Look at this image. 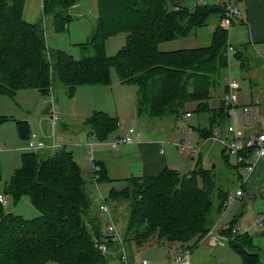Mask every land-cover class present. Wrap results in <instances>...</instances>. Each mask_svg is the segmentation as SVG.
I'll return each instance as SVG.
<instances>
[{"label": "trees", "instance_id": "trees-1", "mask_svg": "<svg viewBox=\"0 0 264 264\" xmlns=\"http://www.w3.org/2000/svg\"><path fill=\"white\" fill-rule=\"evenodd\" d=\"M77 1L42 0V18L50 17L55 30L62 31L71 19L68 8ZM23 3L0 0V93L14 95L22 88H37L49 94L52 82L58 80L72 97L82 85H109L113 66L123 83L137 85L136 113L140 117L180 118L191 114L183 110L184 104L196 102L195 111L207 114L208 119V128H198L200 139L210 136L213 127L226 117L228 106L223 98L215 108L208 102L210 89L222 85L228 67V30L219 20L204 46L157 47L161 42L189 36L213 14L220 13L221 19V5L201 3L190 8L176 0H97L98 18L92 35L80 44H92L93 53L75 59L61 49L48 47L43 20L26 21ZM120 32L125 33L124 45L116 54L106 55L105 40ZM233 51L237 58L242 54L235 46ZM85 123L99 140L119 127L116 117L100 111L88 116ZM16 125L19 138L26 140L30 132L26 121H16ZM245 152L247 156L252 150ZM223 155L227 159L224 150ZM94 164L98 180L108 181L102 164ZM217 179L214 167L202 168L197 155L194 169L187 174L166 168L156 175L126 177L122 188H111L101 201L110 199L117 207V201L123 199L128 204L121 239L132 240L136 246L150 239L187 244L205 235L215 223V214L219 216L224 210L228 191ZM83 183L80 167L65 147L21 153V165L5 182L4 191L15 199L28 195L40 214L24 218L7 213L0 202V264H108L112 253L119 256L120 241L105 234V221L88 205ZM234 229L232 219L222 231L228 236V245L242 264H259L250 233ZM96 242L104 243L108 253L101 252Z\"/></svg>", "mask_w": 264, "mask_h": 264}, {"label": "rangeland", "instance_id": "rangeland-1", "mask_svg": "<svg viewBox=\"0 0 264 264\" xmlns=\"http://www.w3.org/2000/svg\"><path fill=\"white\" fill-rule=\"evenodd\" d=\"M179 3L178 1H176ZM208 3L212 4L210 0H185L184 5H188L190 8L193 7L196 3ZM236 2V1H235ZM42 0H24L23 3V18L29 22H39L43 20L44 29H45V40L50 49H62L68 54L72 55L75 59H79L83 56L90 55L93 53L92 44H85L84 47L80 48L81 43L87 42L93 32L94 24L98 18V4L97 0H78L75 4L68 8V13L72 15L71 19L66 23L64 30L56 31L53 24L52 19L50 17L42 18ZM219 20V25H221V19H218V15H211L208 19L206 27L205 25L196 29V34H199V38L196 36H188L185 38L172 39L169 41L161 42L157 45L159 50H173L178 48H194L204 46L209 42L210 33L207 34L210 29V25L217 24ZM237 23V21H235ZM233 25V24H232ZM234 25L230 28L233 29ZM229 31L228 34V43L229 46L227 48V54L232 55L233 45H236L234 41L235 36H231ZM194 32V34H195ZM120 35H113L105 40L104 43V52L108 56H112L116 54L124 45L125 41L122 42L120 39ZM229 54V55H230ZM249 59V63L252 66L253 57L257 59V57L252 53L246 54ZM251 56V58H250ZM239 62L236 58L231 57L229 59V65L227 70L223 73V80L225 75L233 76L237 78L239 81L241 77H243L244 71L240 70ZM110 84L114 90V92H118L120 89L123 92L122 98L125 106L122 105L123 112L128 111L130 106L135 103L137 95V85L134 83H123L116 72V69L112 66L110 68ZM244 83V80H243ZM247 84V83H246ZM220 90L221 88L216 86L210 89V98L209 105L213 106L218 104L220 98ZM222 93V92H221ZM81 96H83L81 94ZM80 93H76L74 97H69L66 91V87L62 84L61 81L54 80L52 82L51 90L49 94H42L37 88H22L16 91L14 95H9L6 93H0V118H4L3 121H0V195L4 197V203H1L4 211L7 213H12L16 215H21L24 218H33L40 214V211L35 208L32 204L28 195H22L19 198L15 199L13 196H10L4 191V184L10 178V176L14 173V171L20 167L21 165V153L28 151L24 149L26 146V140H21L18 136L16 121H26L29 119L35 124L34 130H30L31 132H37L41 134L39 131L40 128L46 129L49 133L50 140L55 141L57 143L61 142L63 138V134H69L67 138H71L75 136L77 133L73 131H79L80 128L84 125V123L77 124L79 122L77 117L81 112V98ZM39 98L41 99L40 102ZM52 103L53 110L59 115L57 124L53 127L49 120L48 114H43V110L48 103ZM20 104L23 106L24 113L22 112V108ZM59 108H58V106ZM196 102H186L183 106L184 111H190L191 116L186 117L185 113L182 117L178 118L174 115H165L162 119H144L140 117L135 124L132 123L130 119H126L121 116L119 120H121V124L125 125L126 133H128L129 129H134L135 132L139 131L141 137L149 136V135H159L168 141H174L175 139L181 137L184 140H189L191 144H195L196 135L199 127H207V114H199L195 111ZM58 109H57V108ZM119 108L120 105H118ZM51 109V108H50ZM50 111V110H49ZM122 114V113H121ZM211 114V112H210ZM72 117V120L65 122V119H69ZM85 117V116H82ZM88 117V116H87ZM86 117V118H87ZM43 118L48 119L49 121L43 120ZM85 118V119H86ZM202 119L204 121H202ZM147 120V121H146ZM145 121V122H144ZM28 127H30L29 123L26 121ZM228 124V118L225 117L221 122L220 127L226 128ZM188 125H192L194 130L191 133H184L181 131L182 128H186ZM88 126V125H86ZM138 127V128H137ZM139 129V130H138ZM142 130V131H141ZM42 132V131H41ZM43 133V132H42ZM62 133V135H61ZM117 133V131L108 135L107 139H104L102 142L105 147H108V143L113 140V136ZM44 134V133H43ZM93 134L90 135L89 138H85L88 142H93L91 146V150L95 149V144L97 140L93 138ZM117 137V136H116ZM221 138L228 140L229 137L221 136ZM75 141V148L79 147V157L80 162L77 164L80 167V171L82 176L86 179L91 178V170L93 168V162L88 160V155H93V153H89L88 149L90 146L86 147L82 143L85 142L83 138L77 135L75 138H71ZM109 140V142H108ZM23 141V143H22ZM25 141V144H24ZM55 143V144H57ZM200 142L199 144H201ZM24 146V147H23ZM189 149H186L183 152L184 162H185V170L183 172H179L180 175L187 174L194 169L195 161L192 162L189 156ZM198 152L201 153V163L202 168L208 169L214 167L215 172L218 176L217 182L218 184H222L224 191L234 192L236 190V186L241 184L239 181L237 172L231 167L233 164L232 157H229V160L226 161L223 155V146L219 142H206L203 143L201 148L198 149ZM79 157H74L75 161H79ZM188 171V172H187ZM98 191L90 186L89 180H86V189L88 188V193L91 195L89 199H92V206L98 205L100 200L104 197L109 196L110 189L113 187L115 189L122 188L125 183L121 181V179L115 180L113 182L107 181H97ZM103 183L101 185V183ZM197 182L200 184L201 179L197 176ZM201 186V185H200ZM84 189V185H83ZM84 194H87L84 191ZM101 194V196H100ZM88 197V196H87ZM259 196H256V199H253L251 196L246 194L245 196V204L243 206L244 214L239 218V221L243 220L246 224L243 226L238 224L239 231L243 232L245 228H248V232L252 237V243L254 244L253 251L259 254V264H264V227H257L252 225L253 218L256 215L250 214V208L248 209V204L254 202V209H264V202L260 201ZM94 201V202H93ZM116 203L118 210L120 212H112V216L114 222L116 224L117 230L119 231V235L121 237L125 226H126V217H127V203L125 200L117 201ZM107 203L110 205V199L107 200ZM240 205V204H239ZM237 205V201L233 202L228 208L225 210H221L220 214L224 215L222 217L219 216L217 220V227H221V225L227 221L225 225L228 224L234 216V213L239 208ZM263 212V211H262ZM118 213V216H117ZM229 220V221H228ZM224 225V226H225ZM224 226L220 228V230H213L212 233L218 235H224L222 231L224 230ZM225 236V235H224ZM157 240V239H156ZM155 239H150L146 243L141 246H137V251L142 255L140 258L145 257L149 260L150 264L161 263L167 264L170 262L168 257L162 260V257L158 251V247L160 245H156ZM133 242V241H132ZM168 243H163L166 246ZM224 244V245H223ZM223 244L217 247L211 248L214 253L211 255V263L210 264H242L240 256L237 255L231 247L228 245L227 240H223ZM185 246V245H183ZM194 248V247H193ZM192 248V249H193ZM194 248L191 252L189 251V257H191V253L194 251L201 250V246ZM187 249V248H186ZM140 256V255H139ZM194 254H192L193 258ZM111 260V259H110ZM109 260V261H110ZM190 261V260H189ZM46 264H57L53 261H48Z\"/></svg>", "mask_w": 264, "mask_h": 264}, {"label": "crops", "instance_id": "crops-1", "mask_svg": "<svg viewBox=\"0 0 264 264\" xmlns=\"http://www.w3.org/2000/svg\"><path fill=\"white\" fill-rule=\"evenodd\" d=\"M176 1L179 2L178 3L179 5H184L183 3L185 0H176ZM210 1L212 4L220 5L224 3L226 0H210ZM236 4L240 11V17L233 20L232 22V24L234 25L233 29H231L230 31V28L233 26L231 24L227 28V30H228V34L230 31L231 36L232 35L235 36L234 41L236 42V45H233V47L234 46L237 47L239 50H241V53H242L241 56L237 58L234 56V51L232 49L231 51L232 55L230 54V58H229L231 59V57H234L237 59V61H240L239 62L240 70L243 69L244 71L243 77H241L240 81L237 78L232 76L238 82V89L235 94V101H234L235 107L234 108H235V117H236L235 128L238 131H240V134L235 136V134L227 131V127L221 128L220 127L221 124L219 125L216 124V126L213 127L212 129V132L217 131L219 136L220 135L226 136V137H229V139H231L232 136L233 137L235 136L240 139L247 138V137H254L264 128V117H263V114H264V57L261 56V53L264 54V0H236ZM184 6L189 7L188 5H184ZM216 14L219 17L220 13H216ZM235 21H237V23H235ZM206 25L207 23L205 24V26ZM213 25L214 24L210 25L209 32L207 33L208 35L209 33L211 34L213 29L215 28V26ZM118 34L120 35L121 37L120 39L122 40V42H124L125 33L120 32ZM192 35L199 38V34H196V32L195 34L192 33L189 36H192ZM79 46L80 48L84 47L81 45ZM249 52L251 54L253 53L257 57V59L253 57L254 60H253L252 66L250 65L249 59L246 56V54H248ZM228 65H229V61H228ZM243 80H244V83H243ZM218 87L221 88L220 98H219L217 105L213 106L212 104H210L211 108L218 107L220 103L222 102L224 89H225L224 80H223L222 85ZM78 91L80 93V96L81 94L83 96H81L82 98L81 112L79 113L77 117V120L79 121L77 122V124L84 123V125L80 128L79 131H73L74 133H77V134L71 138H75L77 135L81 136L83 140H85V142L82 144L85 145L86 147L93 145V142L86 141V139L89 138L90 135L92 134L89 133L90 129L88 126H86L87 124L85 123V118L87 116H90L92 113L100 111V112L106 113L110 117H116L118 119L119 127L116 130L117 133L113 136V139L118 135H124L126 133L125 125H122L121 124L122 121L119 120L121 116H123V118L125 117L126 119H130L132 123L134 124L138 120H140V116H138L136 113L135 103L130 106V109L128 111L123 112L122 105L125 106V104L123 103L122 98H120V95H122L123 97V92L120 89H118V92L117 91L114 92L112 85L109 87L108 85L107 86L82 85L76 89L75 94L78 93ZM40 101L41 99L39 98L38 102ZM118 105H120L121 108H119ZM244 106H248L251 111L242 112V107ZM20 107L22 108V112L24 113L23 106L21 104H20ZM51 107L53 109L52 103H51ZM252 112L255 114V118H256L255 121L252 120ZM47 114L49 115V112ZM82 116H85V117H82ZM226 117L228 118V124H227L228 126L229 124L232 123V118L229 115L228 108H226ZM142 118L150 119L147 117H142ZM43 120L49 121L50 118L49 120L46 118H43ZM69 120H72V117H70L69 119H65V122ZM206 120L208 121L207 117H206ZM26 121L30 125L29 129L34 130L33 128H35V124L29 119H26ZM202 121L204 120L202 119ZM205 125L207 124L205 123ZM191 129L192 131L194 130V127L192 125H191ZM40 130L44 134L41 131H39L41 133L39 135L43 136L46 142H51L52 140H50L49 133L47 132V130L42 129V128H40ZM134 133L136 135V138L133 142L120 144L116 148L111 146V141L109 142V140H108L109 145H107L108 147H105L104 143H102L105 141L97 140V143L95 144V149L93 151L91 150V147L90 149H88L90 154L93 153V155L92 154L88 155V160H91L93 164L94 162H100L102 164L107 176L111 179V181H109L110 180L109 179L107 182H113L115 180L121 179V181L125 183L126 177L156 175L166 168L174 169L177 172L184 173L185 166H186L184 162V156H183L184 154L183 152H179L175 145L177 142H179L183 138L179 137L175 139L174 141H171V140L168 141L160 137L159 135L151 134L149 136L145 135L144 137H141L140 136L141 134L139 133V131L137 132L134 131ZM68 135L69 134H63L62 135L63 138L61 139V142L57 143L54 141L55 143H57L56 146L54 148H48V149L55 150L60 147H65L68 151L72 153L73 158L74 157L76 158V156L79 157V147L80 146L75 148V141H73V139L71 138H67ZM93 138L95 137L93 136ZM199 141H200V137L198 136V133H197L195 144H197V142ZM210 142H213V141H210ZM24 144H25V141H24ZM197 155L201 156V153L197 151L195 155H192L189 152V156L192 162L195 161V158L197 157ZM246 157L248 158L249 161L254 162V167L251 173H249L245 177L242 176L238 167L236 168L233 166L234 162L231 165L232 168H234L235 170H238L237 176L238 174H240L239 176H242L244 180L243 186H242L243 187L242 195L236 197L232 201V203L234 201L235 202L237 201V205L240 204L239 205L240 209L236 208L234 216L231 219H229V220L233 219V222H235V229L237 231H239L238 224H240V226L241 225L244 226L246 224V222L243 220L239 221V218L243 216L244 214V210L242 209L246 202L245 201L246 194L251 196L253 199H256V196H259V198L261 199L260 201L264 202V156L257 158L254 155V153L251 152ZM226 158H227L226 160H229L227 156ZM77 162H80V157H79V161H76V163ZM90 177L91 178L86 179L84 176H82L84 180V183H83L84 189L82 185V191H83V194L85 191V193L88 196L87 197L84 194L91 210L94 211L97 209L99 211L98 206L101 203V200L98 205L92 206V199L91 198L89 199L91 195L88 193L87 191L88 188L86 189V185H85L86 180H89L90 186L92 188L94 187L97 190V192H99L98 186H97L99 182L94 181L92 170H91ZM102 184L103 183H101V185ZM238 186L239 185H237L235 188H237ZM228 194H234V192L228 191ZM105 198L106 197L102 199L105 200ZM114 204L115 203L111 201H110V205L107 203V205L109 206L110 210L113 211V213L114 212L119 213L120 209L118 210V208H116ZM249 208H250V214L252 215L253 214L256 215L258 212L260 213L264 211V209L262 208L257 209L258 211H256L254 209V202L248 204V209ZM118 213H117V216H118ZM224 213L225 211L223 212V214H220L219 216L222 217ZM216 215L217 214H215L214 216L215 223L207 231V233L199 239L193 238L187 244H182L181 242H177V241L168 242V241H163V240L161 241L157 240L156 245L161 244L160 246H157V247L162 257V260L168 257V260L170 259V262H168L167 264H174L173 256L179 253L180 251L186 249V247L189 245L190 247H187V248L190 249V252L194 248L198 249L197 247H200V246L202 247L201 250L194 251L193 253H191L190 264H210L212 262L211 255L212 253L215 252L211 248L220 246L222 244H218V243L213 244L210 240L209 232H211L212 229L218 231L220 230L222 226H224L227 223L226 221L221 225V227H217V220L219 216H216ZM104 221L105 222L103 223V230L106 231L105 229H106L107 222L105 219ZM196 241H197L196 245L192 246V244ZM165 242L168 243L166 246L163 245V243ZM119 246H120L119 252L120 254H123L125 256V260L127 264H140V260L142 258H145V257L140 258L142 254L137 251V246L135 245L134 242H132V240L121 239L119 242ZM192 254H194L193 258H192ZM110 259L111 260L109 261L108 264H123L118 254L112 253ZM155 264H161V263H155Z\"/></svg>", "mask_w": 264, "mask_h": 264}, {"label": "built area", "instance_id": "built-area-1", "mask_svg": "<svg viewBox=\"0 0 264 264\" xmlns=\"http://www.w3.org/2000/svg\"><path fill=\"white\" fill-rule=\"evenodd\" d=\"M221 7L223 8V16L221 18V25L223 28L227 29L233 22L234 19L240 17V11L237 7V4L235 0H226L224 3L220 4ZM230 54V53H229ZM227 54V58L229 61L230 55ZM261 56L264 57V54L261 53ZM224 82H225V87L226 91L223 94V99L228 106V112L229 115L232 118V123L227 126V131L230 133H233L236 135L240 134V131H238L235 128L236 124V117H235V94L238 89V82L235 78L232 76L228 75L224 77ZM251 111L248 106L242 107V112H247ZM186 116H190V113H186ZM59 115L52 109L49 111V118L50 121H52V125L55 126L57 124ZM264 117V114H263ZM255 114L252 112V120L255 121ZM182 132L188 134L192 132L191 126H187L186 128L181 129ZM233 137L232 139L225 140L219 136L217 131H213L210 136L207 138L200 139L197 144H191L189 140H180L177 142L175 145L178 149L179 152H184L186 149H189L190 153L192 155H195L198 151L199 148H201L203 143H206L208 141H213V142H219L223 146V150L225 155L229 158L232 157L234 164L238 166L240 173L242 176H246L249 173H251L253 167H254V162L249 161L244 152L248 149L252 150V153L258 158L264 156V128L254 137H247V138H237ZM136 138V135L134 133L133 129H129L127 134L124 135H119L115 137L111 141V146L116 148L120 144L124 143H130L133 142ZM202 142L201 144H199ZM56 146L54 141L51 142H46L45 138L37 132H29V136L26 139V146L25 148L28 151H39V150H44L48 148H54ZM91 147V146H90ZM246 153V152H245ZM93 176H94V181H98V166L93 164ZM241 176V184L236 188L234 191V194H228L227 198L223 204L224 210L228 208V206L232 203V201L238 197L241 196L243 193V178ZM0 202L4 203V197L0 195ZM99 212L102 214V217L106 220V235L109 236L112 240H121V237L119 235V231L117 230L116 224L114 222L112 212L107 205L105 201H101V203L98 206ZM252 225L257 226V227H264V211L258 213V215L253 218ZM228 224L224 226L223 229H227ZM233 231H237L234 229ZM248 228H245L243 232H247ZM212 232V231H211ZM210 234V240L213 244H223V240L226 239L228 240V236L224 235H218L211 233ZM97 248L101 250L103 253H108V248L104 243H95ZM120 260L123 262V264H127L125 260V256L123 254L119 255ZM174 258V264H190V257H189V251L188 250H182L179 253L175 254L173 256ZM140 264H149V260L146 258H142L140 260Z\"/></svg>", "mask_w": 264, "mask_h": 264}, {"label": "water", "instance_id": "water-1", "mask_svg": "<svg viewBox=\"0 0 264 264\" xmlns=\"http://www.w3.org/2000/svg\"><path fill=\"white\" fill-rule=\"evenodd\" d=\"M50 108H51V103L49 102V103L45 106V108H44V110H43V114H47V113L49 112ZM232 138H233V136H232ZM232 138H231V139H232Z\"/></svg>", "mask_w": 264, "mask_h": 264}]
</instances>
